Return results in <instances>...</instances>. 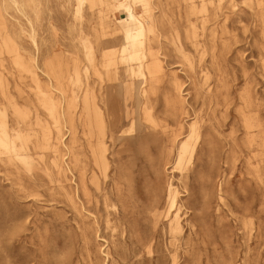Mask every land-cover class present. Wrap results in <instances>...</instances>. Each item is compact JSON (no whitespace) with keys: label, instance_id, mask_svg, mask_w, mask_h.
<instances>
[{"label":"rangeland","instance_id":"374dc122","mask_svg":"<svg viewBox=\"0 0 264 264\" xmlns=\"http://www.w3.org/2000/svg\"><path fill=\"white\" fill-rule=\"evenodd\" d=\"M15 1L0 0V108L5 110L10 126L19 119L26 131L28 124L35 123L37 112H41L45 123L49 121L36 84L19 64H28L32 56H36L37 71L51 59L61 58L68 97L72 91L81 96L87 83L97 87L101 81L86 60L88 45L93 47L99 63L104 53H115L110 73L103 74L105 86L140 80L137 73L131 78L126 72L137 64L121 59L122 34L102 37L97 31L100 10L113 24L126 18L123 11L112 6L91 9L88 3L80 7L77 0ZM233 4L219 6L217 0H150L148 15L143 14V4L136 6L142 18L155 16L158 20L156 32L146 34L142 48L148 52L150 43L163 68L158 79L161 89L157 116L165 120L164 94L178 82L188 110L182 119L185 131L196 119L204 129L189 168L193 171L187 189L178 181L180 171L172 174L181 193L179 204L183 205L180 241L172 245L167 227L158 224L152 263L146 252H138L135 234L118 248L112 247L116 262L171 264L172 257L177 256L178 264H264V0H234ZM75 58L81 67L78 81L73 71ZM85 68L90 69L88 76ZM243 91L251 96L253 107L247 114L261 123L259 131L247 133L243 128L239 113ZM128 105L131 117L124 122L123 131L133 135L135 131L130 130L137 116L136 95ZM165 121L174 126L171 119ZM66 127L64 143L70 138ZM11 130L13 127L10 136L14 150L0 147V264H111V258L105 263L100 253L103 238L112 239V232L104 225L105 216L96 234L92 226L96 209L83 206L77 198V211L57 190L60 182L50 164L53 153L41 152L43 160L36 154L31 162L21 160L19 156L30 153L35 140L29 142L27 133L18 139ZM51 131L55 136L53 125ZM78 133L81 136V127ZM116 149L112 151L110 145V161L118 157ZM126 157L124 174L120 173L119 163L113 162L109 178H99L102 192H92L100 196L99 201L105 194L112 197L116 180L123 177L127 211L132 213L130 224L138 222L137 237L148 238L153 222L140 219L152 201L153 184L164 182L165 176L161 173L156 178L151 162H138L132 167L131 159ZM63 185L69 187L71 183L65 181ZM112 204L115 207L109 210L114 212L118 204L114 199ZM117 222L113 220V224Z\"/></svg>","mask_w":264,"mask_h":264},{"label":"bare ground","instance_id":"6f19581e","mask_svg":"<svg viewBox=\"0 0 264 264\" xmlns=\"http://www.w3.org/2000/svg\"><path fill=\"white\" fill-rule=\"evenodd\" d=\"M77 1L80 7L86 3L90 5L91 9L99 6H112L126 14V18L116 20L113 24L104 11L100 10L97 23L99 30L97 31L101 33L102 37L122 34L121 59L124 62L137 64L136 68L129 66L126 72L131 78L137 73L140 80L126 82L125 85L105 86L102 82L103 74L104 72L106 75L110 73L111 65L115 63V53H104L102 62L99 63V58L93 47L88 45L85 54L86 60L93 75L101 81L97 87L87 83L81 96L72 91V95L68 97L63 85L64 64L61 58L55 57L46 62L43 69L39 68L40 72H38L36 56H32L28 64L23 62L19 64L29 73L36 84L39 90L40 105L46 111L49 121L45 123L41 112H37L35 123L28 124L24 131L19 119L15 121L14 126H10L5 110L0 108V147L7 151L14 150L10 136V129L13 127L11 131L16 133V138L21 139L23 133H27L25 136L29 142L32 141V138L35 140L32 146L33 151L20 155L21 160L31 162L34 154L43 160L44 155L41 152L51 151L53 153L50 164L59 179L58 182H60L57 190L69 199L77 211H79V199L83 206L88 205L96 209L97 217L94 218L92 224L96 234L99 233L101 219L105 216L106 230L112 232V239L103 238L104 243L100 248L105 263L106 259L110 260L111 258V264H121L112 257V247L118 248L121 244L126 243L128 237L131 238L133 234L139 240L138 252L139 250L146 252L147 260L152 263L156 252L155 240L156 234H158L156 230L158 224L167 227L168 234L172 237L170 240L172 245L181 239V236H178L183 232L181 223L183 205L179 204L181 193L178 186L175 185V177L172 174L180 171L181 177L178 181L182 182L187 189V180L193 171L189 168L198 152L204 127L196 119L188 125L185 131L182 119L188 114V110L182 94V85L178 82H175L172 89L164 94V118L165 120L171 119L174 126L165 124L166 121L160 120L155 112L161 89L158 79L163 68L156 58V54L152 52L150 43L148 52L143 51L142 48L146 34L156 32L158 20L155 16L150 15L148 19H144L136 12L137 4H143V14L148 15V12L151 11L150 0H111V3L108 2L109 0ZM14 2L16 3L15 0ZM217 2L219 6L224 3L234 5V0H217ZM80 7L78 11H80ZM31 40L37 49L34 36H31ZM12 49L14 50V48ZM19 59L21 60V58ZM80 68L79 60L75 58L73 71L77 81ZM89 70L85 68L87 76ZM1 83L2 78L0 77ZM57 94L59 95L57 96ZM135 95L137 116L132 119L130 130V133L135 131V134L127 135V132L123 131V126L124 122L131 117L128 102ZM240 100L242 105L239 113L244 130L247 133L261 130L262 125L258 119L247 114V110L250 111L253 107L250 94L243 91L240 94ZM15 111L17 116L21 117V112L18 109ZM65 124L68 126L66 128L70 136L68 143H64L63 128ZM52 125L56 128L55 136L51 131ZM79 127L82 128L81 136L78 133ZM36 128L42 134H39ZM108 142L112 151L118 147L116 149L118 157L112 161L109 158L110 145ZM154 155L156 156L155 160H153ZM125 156L131 159L132 167L138 162H151V168L154 170L156 178L161 173L165 176L164 182L157 181L153 184L152 201L140 219L145 222L149 221V223L153 222V230L148 238L137 237L140 227L138 222L130 224L132 213L127 211L128 198L124 194L125 179L123 177L116 180L114 184L116 188L112 197L105 194L102 201H99L97 199L100 196H95L92 192L93 189L97 194L102 192L99 178L101 176L105 179L109 178L113 162L119 163L120 173L124 174L126 163L123 160ZM168 172L171 174L170 176ZM65 181H69L71 185L64 186ZM113 181L115 182V180ZM113 199L118 204V209H115L114 212L109 210L111 207H115L112 204ZM113 220L118 222L113 224ZM117 228H119V234L115 237L113 232L118 231ZM193 233H197V231L193 230ZM171 264H178L177 256L172 257Z\"/></svg>","mask_w":264,"mask_h":264}]
</instances>
